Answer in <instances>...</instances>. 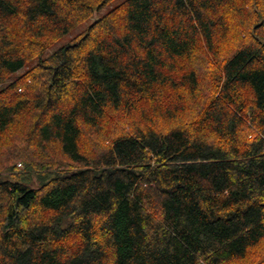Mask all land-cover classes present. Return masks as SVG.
Segmentation results:
<instances>
[{
	"label": "trees",
	"instance_id": "16d2710c",
	"mask_svg": "<svg viewBox=\"0 0 264 264\" xmlns=\"http://www.w3.org/2000/svg\"><path fill=\"white\" fill-rule=\"evenodd\" d=\"M118 1L0 0V264H264V0Z\"/></svg>",
	"mask_w": 264,
	"mask_h": 264
},
{
	"label": "rangeland",
	"instance_id": "374dc122",
	"mask_svg": "<svg viewBox=\"0 0 264 264\" xmlns=\"http://www.w3.org/2000/svg\"><path fill=\"white\" fill-rule=\"evenodd\" d=\"M124 0H119L116 4H119L120 2H122ZM110 10L109 8H106L103 12H108ZM88 26V23L82 25L76 32L81 31L82 29L86 28ZM69 40V38H65L63 40H61L58 44L54 45L47 53L46 56H49L50 54H52L55 50H57L58 48H60L62 45L66 44V42ZM17 77V75H14L12 77V80L15 79Z\"/></svg>",
	"mask_w": 264,
	"mask_h": 264
}]
</instances>
